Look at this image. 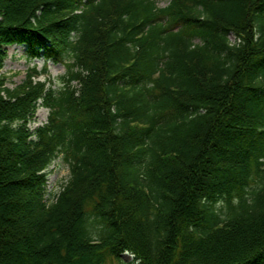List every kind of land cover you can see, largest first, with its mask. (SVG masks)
I'll list each match as a JSON object with an SVG mask.
<instances>
[{
    "label": "trees",
    "instance_id": "obj_1",
    "mask_svg": "<svg viewBox=\"0 0 264 264\" xmlns=\"http://www.w3.org/2000/svg\"><path fill=\"white\" fill-rule=\"evenodd\" d=\"M13 45L66 73L0 74V264H264V0H0Z\"/></svg>",
    "mask_w": 264,
    "mask_h": 264
},
{
    "label": "rangeland",
    "instance_id": "obj_2",
    "mask_svg": "<svg viewBox=\"0 0 264 264\" xmlns=\"http://www.w3.org/2000/svg\"><path fill=\"white\" fill-rule=\"evenodd\" d=\"M167 3L161 2L164 7ZM234 41V37H232ZM5 59L3 60L0 74L6 77V86L13 89L22 85L26 79L27 72L33 68L42 70L46 61L43 57L39 59H30L25 45H13L3 48ZM48 74L40 77L41 80L55 81V88H61L59 78L66 73V67L62 64H55L53 61H47ZM50 78V79H49ZM49 110L40 107L31 123L28 125L31 131L45 124L48 120ZM48 184L46 187L45 199L47 201L55 200L62 190V187L68 182L71 176L70 166L65 162L63 155H60L46 170ZM140 264L135 260L134 255L129 252L124 253L120 258H109L106 264Z\"/></svg>",
    "mask_w": 264,
    "mask_h": 264
}]
</instances>
